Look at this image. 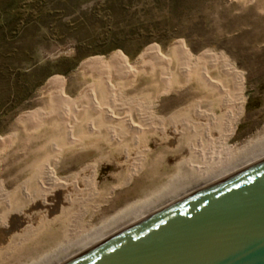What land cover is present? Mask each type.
<instances>
[{
	"label": "bare ground",
	"instance_id": "6f19581e",
	"mask_svg": "<svg viewBox=\"0 0 264 264\" xmlns=\"http://www.w3.org/2000/svg\"><path fill=\"white\" fill-rule=\"evenodd\" d=\"M79 71L90 82L85 96L66 97L62 80L52 79L42 90V109L15 121L13 135L25 141V155L10 158L0 173V260H10L40 235L26 248L62 241L39 263L59 264L189 193L264 161V127L241 145H223L240 102L239 76L214 54L194 57L176 42L164 52L148 48L133 63L118 52L90 58ZM80 137L101 140L123 176L115 174L96 191L104 158H88L74 171L78 159L39 158L44 141L53 142L46 153L61 155L77 149ZM140 161L150 179L144 186L161 189L159 195H141L90 225L100 211L93 201H106L130 182Z\"/></svg>",
	"mask_w": 264,
	"mask_h": 264
},
{
	"label": "rangeland",
	"instance_id": "374dc122",
	"mask_svg": "<svg viewBox=\"0 0 264 264\" xmlns=\"http://www.w3.org/2000/svg\"><path fill=\"white\" fill-rule=\"evenodd\" d=\"M2 14L7 17L3 27L10 33L11 42L5 46L7 59L0 62L5 74L0 79V139L6 138L0 141V158H6L0 162V173L6 172L10 158L24 157L25 141L14 137L13 127L20 115L42 109L46 100L42 90L47 82L61 79L68 98L85 96L90 82L81 77L80 65L115 52L133 63L148 48L164 52L178 42L194 57L211 53L222 58L238 74L240 90L235 120L223 145H241L264 127V0H0ZM17 33L19 43L14 38ZM44 142L45 151L39 158L78 159L73 171L90 163L88 158H104L97 166L96 191L103 183H110L115 174L123 176L101 140L80 137L78 143H82L77 149L61 155L57 150L46 153L53 142L49 141L51 146ZM148 149L153 151L155 144L150 143ZM141 166L142 161L130 182L106 201L100 196L93 201L100 211L90 225L141 199V195H159L161 189L144 186L150 179ZM58 241L36 250L24 247L14 254L16 257L0 260V264H39L65 245Z\"/></svg>",
	"mask_w": 264,
	"mask_h": 264
},
{
	"label": "water",
	"instance_id": "95a60500",
	"mask_svg": "<svg viewBox=\"0 0 264 264\" xmlns=\"http://www.w3.org/2000/svg\"><path fill=\"white\" fill-rule=\"evenodd\" d=\"M59 264H264V161L189 193Z\"/></svg>",
	"mask_w": 264,
	"mask_h": 264
},
{
	"label": "trees",
	"instance_id": "16d2710c",
	"mask_svg": "<svg viewBox=\"0 0 264 264\" xmlns=\"http://www.w3.org/2000/svg\"><path fill=\"white\" fill-rule=\"evenodd\" d=\"M2 12L5 13L6 10L5 8H2ZM7 21V17L4 16V14L0 15V62L2 63V61H4L5 59H7L6 57H8L7 55L9 54V51H7V48L5 46H7L9 44V42H11V36L10 33L4 29L3 25L6 23ZM19 33V32H18ZM18 33L16 36H14V38H18L19 40H16V43H19L20 40V36L18 37ZM13 38V39H14ZM4 73V69H0V79L4 77L5 74Z\"/></svg>",
	"mask_w": 264,
	"mask_h": 264
}]
</instances>
